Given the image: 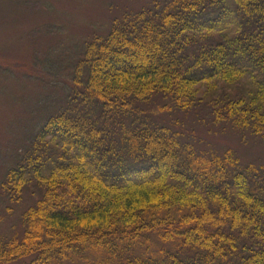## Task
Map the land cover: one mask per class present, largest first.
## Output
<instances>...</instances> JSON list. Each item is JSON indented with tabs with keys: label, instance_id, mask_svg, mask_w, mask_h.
<instances>
[{
	"label": "trees",
	"instance_id": "16d2710c",
	"mask_svg": "<svg viewBox=\"0 0 264 264\" xmlns=\"http://www.w3.org/2000/svg\"><path fill=\"white\" fill-rule=\"evenodd\" d=\"M85 48L74 104L2 184L16 205L40 197L0 264H264V170L194 155L158 125L108 133L160 98L264 139V0H167Z\"/></svg>",
	"mask_w": 264,
	"mask_h": 264
},
{
	"label": "rangeland",
	"instance_id": "374dc122",
	"mask_svg": "<svg viewBox=\"0 0 264 264\" xmlns=\"http://www.w3.org/2000/svg\"><path fill=\"white\" fill-rule=\"evenodd\" d=\"M165 1L0 0V239L23 235L22 215L40 197V190L33 187L16 205L5 201L2 184L21 158L33 151L31 143L43 124L71 108L74 66L84 58L85 46L104 38L117 22ZM163 105L169 108L163 110ZM138 108L145 110L138 118L131 114L108 123L111 137H121L129 127L158 125L178 134V141L194 155L232 151L242 165L264 170V139L217 123L205 107L183 111L156 98ZM152 242L156 248L160 244ZM99 258L91 255L90 263Z\"/></svg>",
	"mask_w": 264,
	"mask_h": 264
}]
</instances>
